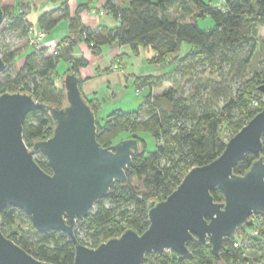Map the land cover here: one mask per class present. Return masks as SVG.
<instances>
[{"label":"trees","instance_id":"1","mask_svg":"<svg viewBox=\"0 0 264 264\" xmlns=\"http://www.w3.org/2000/svg\"><path fill=\"white\" fill-rule=\"evenodd\" d=\"M63 1L60 9L44 12L39 18V26L45 32L62 19H70L69 31L59 40L55 51L41 44L37 47L28 44L31 51L27 54L9 44L0 48L7 64L5 71L0 73V95L29 92L37 100L64 105V84L59 86L54 74L61 60L69 63L65 75L77 74L88 64L87 58L73 55L81 41L93 53H99L104 45L115 41L129 45L135 53L142 46L150 49V63L163 66L158 74L136 78V84L147 89V94L135 110L116 108L106 117H100L101 101L87 98L97 114V139L102 146L116 143L123 132L127 133L126 137L138 138L141 146L127 170L128 182L117 181L89 215L78 221L83 232V236L76 233L79 241L96 247L128 228L143 233L150 224L149 202L171 194L192 167L219 157L227 141L264 108V94L259 90L264 82V54L261 67L251 76L245 73L257 51V27L264 25V0H130L125 7L116 0H107L104 6L119 24L115 27L102 24L95 28L86 25L79 14L82 9L92 7V0L79 5L74 15H71L68 0ZM3 9L6 30L18 32L28 43L32 24L26 12L22 9L15 12L8 5H3ZM207 16L214 20V25L201 27L199 18ZM183 44L189 45L185 54L181 51ZM199 66L210 68L211 74H222L224 80L215 83L208 79L204 87L199 86L187 95L178 83ZM231 71L240 77L234 79L233 85L227 80ZM165 82L170 86L156 93L155 89ZM218 96L223 99L219 101ZM53 128L54 121L49 113L30 112L24 123L26 143L32 146L33 141L50 137ZM141 131L153 135L155 150H147L145 140L138 134ZM261 155L264 157V148ZM259 156L247 153L236 165L235 172L245 173ZM35 158L46 172H53L45 155L38 151ZM134 177L140 179L141 184L136 185ZM212 194L216 201L224 200L220 188H214ZM252 218H258L264 225L263 215L251 216L233 236L225 239L221 259L213 254L211 241L200 245L189 241L190 257L183 258L174 250L149 252L141 264H242L245 245L264 254L262 232L241 240L252 229ZM1 229L40 260L74 264L72 238L64 231H34L29 216L22 209L6 206L1 215ZM235 242H240L239 247Z\"/></svg>","mask_w":264,"mask_h":264},{"label":"water","instance_id":"2","mask_svg":"<svg viewBox=\"0 0 264 264\" xmlns=\"http://www.w3.org/2000/svg\"><path fill=\"white\" fill-rule=\"evenodd\" d=\"M5 12L0 0V26ZM7 67L0 53V73ZM66 103L62 106L37 100L29 92L0 95V264H54L36 258L1 229L8 205L25 211L34 231L66 232L75 243L74 264H141L149 252L174 250L192 255L188 243L212 242L221 259L226 238L233 236L253 215L264 216V108L226 143L219 157L194 166L178 187L161 200L148 204L150 224L140 233L133 228L90 247L77 237L75 225L118 181L128 182L127 170L141 148L136 137L109 146L97 139V114L81 89L75 72L63 78ZM264 94V82L259 86ZM42 110L54 121L53 134L29 146L24 123L30 112ZM45 155L53 172L35 158ZM247 153L260 155L243 174L236 165ZM220 188L223 201L212 190Z\"/></svg>","mask_w":264,"mask_h":264},{"label":"crops","instance_id":"3","mask_svg":"<svg viewBox=\"0 0 264 264\" xmlns=\"http://www.w3.org/2000/svg\"><path fill=\"white\" fill-rule=\"evenodd\" d=\"M87 1L68 0L71 15L77 12L79 5ZM116 1L122 7L128 6L130 3V0ZM106 2L107 0H92L90 1L91 8H84L79 11L86 25L95 28L102 24L111 27L119 24L117 18L105 8ZM63 4V0H21V3L20 0H13L11 5L15 12L20 9L24 10L27 20L32 24L35 32H38L42 30L39 26L40 16L44 12L60 9ZM101 10L104 11V14L100 13ZM69 26L70 19L59 21L52 30L46 32V37L41 43V47H48L50 51H55L59 40L68 33ZM185 47H189V45L186 44ZM21 51L27 54L31 51V48L27 46L22 48ZM73 55L88 59V64L81 67L77 75L81 79V89L84 95L89 99L98 98L102 101L99 112L110 108L107 106L110 100L115 101L129 91L131 89L130 86L135 85V77L158 74L162 71L161 65L149 62L146 48L140 46L138 52L135 53L129 45H121L116 41L104 45L99 53H93L92 49L84 41H81L76 45ZM61 61H64L66 65L64 72L60 74L56 71L54 74L59 86H63V77L69 66V63L65 60ZM115 63L119 64L116 68L112 67ZM110 106L109 110L121 107L117 104Z\"/></svg>","mask_w":264,"mask_h":264},{"label":"rangeland","instance_id":"4","mask_svg":"<svg viewBox=\"0 0 264 264\" xmlns=\"http://www.w3.org/2000/svg\"><path fill=\"white\" fill-rule=\"evenodd\" d=\"M13 3V0H1V4L3 5H8L12 6L11 4ZM21 3V0H20ZM220 4L221 2H217ZM198 24L201 27H206L209 28L214 25V20L207 16L205 18H199ZM256 38L258 41V47L257 51L255 54V57L253 61L250 63L249 67L247 68V71L245 73L248 76H251L255 70L259 69L261 67V60L262 56L264 54V25H260L257 27V32H256ZM5 44H9L13 48H25L28 46L29 43L25 41V38H21L20 34L18 32H11L6 30V20L4 23L0 26V48H2ZM186 44L182 45L181 51L183 54H185L188 51L189 47H185ZM147 49V48H146ZM150 49H147V54L149 55ZM176 63V61H175ZM116 65H119L118 63L113 64L112 67H115ZM65 63L64 61H61L58 65L57 71L62 74L65 70ZM116 68V67H115ZM163 68V66H161ZM170 69V68H168ZM167 69V70H168ZM211 69L206 68L204 66H199L196 67L194 71H191L192 74L189 75L188 77H185L182 81H179L178 85L180 88H183L184 91H186L187 95L192 94L194 91H196L197 87L201 86L204 87L208 81V79H212L215 81V83L223 82L224 78H222V74L219 73H210ZM227 72V71H226ZM230 73V71L227 72V74ZM238 73L232 72L231 75L227 76V80L229 82L234 83L236 79H240V77L237 75ZM235 75V76H234ZM234 76V78H232ZM136 78H134L135 85L130 86L131 89L129 91L125 92L122 96L117 98L115 101L110 100V102L107 104L111 108L110 105L113 106V104H117L118 106H121L120 108H123L124 110H135L139 107V104L142 103L144 96L147 94V89L140 88L136 84ZM235 79V80H234ZM61 84V82H60ZM170 86L169 82H165L164 85L160 88H156L155 91L156 93H160L163 91L164 88ZM140 89V92H137V89ZM211 88V87H210ZM219 101L223 99V96H218ZM100 100V99H99ZM102 103V101H101ZM105 109L104 111L99 112L100 117H106L113 109L109 110ZM104 112V114H103ZM139 136L145 140L147 144V150L152 151L155 150L156 148V140L153 137V135L148 132V131H141L138 133ZM127 133L123 132L120 135V140L127 138ZM119 141V140H118ZM134 183L136 185L141 184V180L134 177L133 179ZM23 221H25V218L23 217ZM253 225L251 228H254L255 225H258V228L261 229L262 231V236L264 237V225L258 220V218H255L253 220ZM25 225V224H24ZM259 234V235H260ZM246 249L244 252V257L245 259L241 262L242 264H264V254L263 252H259L255 249H252L251 247H248V245H245Z\"/></svg>","mask_w":264,"mask_h":264},{"label":"built area","instance_id":"5","mask_svg":"<svg viewBox=\"0 0 264 264\" xmlns=\"http://www.w3.org/2000/svg\"><path fill=\"white\" fill-rule=\"evenodd\" d=\"M101 14H104V11L101 10L100 11ZM46 37V32L41 30L38 32H35L34 27L31 26L29 28V36H28V43L31 46L37 47L39 46L45 39ZM115 67H118V65H116ZM137 92H140V89H137ZM254 218L251 219V221L253 222ZM79 221V220H78ZM78 221L75 225V232L78 233L80 236H83V232L81 230V228L78 226ZM261 229L258 228V225H255L254 228H252L247 234L243 235L242 239H247L250 235H259L261 233ZM240 242H235V246L239 247Z\"/></svg>","mask_w":264,"mask_h":264}]
</instances>
